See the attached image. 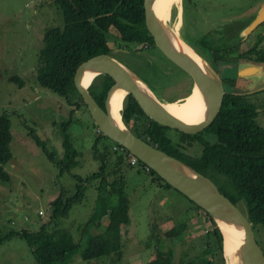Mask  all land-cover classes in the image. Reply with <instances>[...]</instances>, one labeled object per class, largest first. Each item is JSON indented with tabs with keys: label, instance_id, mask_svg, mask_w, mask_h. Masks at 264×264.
Segmentation results:
<instances>
[{
	"label": "trees",
	"instance_id": "trees-1",
	"mask_svg": "<svg viewBox=\"0 0 264 264\" xmlns=\"http://www.w3.org/2000/svg\"><path fill=\"white\" fill-rule=\"evenodd\" d=\"M54 3L62 11L64 24L46 29L44 46L39 50L36 79L40 85L66 96L71 104L87 108L75 85V71L84 60L94 55L110 54L106 35L111 27L119 32L120 43H139L144 49L156 47L148 32L144 0H54ZM260 59L264 61V55ZM11 78L22 84L17 75H11ZM93 79L88 89L104 107L106 92L114 79L106 73H99ZM121 111L123 121L133 133L211 178L220 192L246 215L256 233L264 230V126L258 121L256 102L250 101L245 94L226 91L212 125L196 134L180 133L177 141L171 137L169 127L146 114L132 93L125 96ZM98 133L99 138L110 140ZM204 134L213 140L205 138ZM29 135L62 171L77 164L78 152L70 137L63 142L67 161H57L56 154L48 149L34 128L30 127ZM194 140L202 144L197 155L187 153ZM11 141L9 116L1 113L0 179L4 181L10 179L3 164L12 158ZM110 142V146L94 152L100 160L96 171L84 178L74 175L79 181L76 193L67 195L63 190L51 201L49 223H44L36 231L21 229L11 232L10 235L15 233L26 240L37 264H71L76 255L86 260L103 255L111 258L110 262L93 264H113L123 258L122 228L131 223V206L122 171L126 164H131V156L125 147L113 140ZM138 162L165 187L172 188L145 163ZM92 181H95L96 189L94 208L87 222L79 227L81 236L75 239L72 232L58 225V220L68 216L72 205L82 198L86 185ZM189 201L205 214L213 225L212 230H208L204 238L189 242L179 258L174 260L173 247L162 249L160 240L181 238L189 225L185 220L179 221L163 232V238L157 235L156 250L147 264H226L222 236L213 218ZM104 217L108 220L106 226H102Z\"/></svg>",
	"mask_w": 264,
	"mask_h": 264
},
{
	"label": "rangeland",
	"instance_id": "rangeland-1",
	"mask_svg": "<svg viewBox=\"0 0 264 264\" xmlns=\"http://www.w3.org/2000/svg\"><path fill=\"white\" fill-rule=\"evenodd\" d=\"M252 1L255 0H228L237 7ZM180 2L172 5L165 21L171 29L179 24ZM192 2L186 1L182 37L195 42L196 35L204 34L201 26L205 19L194 18L190 10ZM63 24L62 11L53 0H0V114H8L12 133V158L3 164L10 179H0V264H37L26 240L15 233L10 235L11 232L36 231L49 223L51 201L63 190L67 195H74L79 184L74 175L84 178L96 171L100 160L94 152L111 145L110 140L99 138L98 128L85 105L71 104L66 96L40 85L36 79L44 33L49 26ZM106 36L110 55L141 74L161 100L184 99L192 92L194 84L189 74L167 59L157 47L144 49L139 43H120L119 32L114 27ZM202 49L205 52V48ZM261 72L264 75V65ZM14 74L22 79L21 85L12 80ZM246 78H239V84L246 83L249 79ZM250 95L259 97L258 121L264 126V90ZM30 127L56 154L57 161H67L63 142L70 137L78 152L77 164L62 171L30 137ZM169 131L177 141L179 133L172 128ZM199 144L194 140L187 153H200L202 145ZM122 174L130 199L131 223L122 228L123 258L113 264H147L156 250L157 235L163 238V232L179 221L185 220L189 225L181 238L160 240L162 249L173 247L174 260L189 242L204 238L206 232L212 230L213 225L205 214L195 209L187 197L165 187L139 162L126 164ZM94 185L95 181L87 184L82 198L72 205L68 216L58 220V225L72 232L75 239L81 236L79 227L87 222L94 208ZM107 221L104 217L102 226H106ZM256 237L264 248V230L256 233ZM110 260L107 255L91 260L76 255L71 264Z\"/></svg>",
	"mask_w": 264,
	"mask_h": 264
},
{
	"label": "water",
	"instance_id": "water-1",
	"mask_svg": "<svg viewBox=\"0 0 264 264\" xmlns=\"http://www.w3.org/2000/svg\"><path fill=\"white\" fill-rule=\"evenodd\" d=\"M154 2L155 0H144L148 32L162 54L177 67L186 71L193 84L198 87L205 105L203 117L189 123L172 114L165 107L163 102L165 100H161L156 95L141 74L110 54H97L84 60L75 71V85L87 105L98 132L125 147L172 188L208 212L221 233L223 249L226 236L220 225H228L238 231L236 238L240 239V243L236 245L238 247L235 251L239 259L237 264H264V248L257 240L252 223L248 221L246 215L237 205L220 192L213 180L137 136L123 121L122 113L119 121V118L111 110V99H113L115 91L124 88L126 95L132 93L150 118L161 125L174 129L179 134L190 135L210 127L220 110L225 94L220 75L203 56L179 36L178 30V39L191 49L194 56L176 46L169 32L171 27H168L166 22L155 13ZM263 20L264 1L260 5L256 19L249 24V29ZM259 70L260 66L253 64L246 69H239V73L242 75L253 74ZM86 73H93V77L99 73H106L113 77L114 82L106 92L104 107L90 93L88 86L91 81L87 84L83 83ZM225 262L227 264L226 257Z\"/></svg>",
	"mask_w": 264,
	"mask_h": 264
},
{
	"label": "flooded vegetation",
	"instance_id": "flooded-vegetation-1",
	"mask_svg": "<svg viewBox=\"0 0 264 264\" xmlns=\"http://www.w3.org/2000/svg\"><path fill=\"white\" fill-rule=\"evenodd\" d=\"M180 1V21L177 30L183 38L187 0ZM263 1L255 0L246 3V6L240 4V7H237L236 3H229L228 0H193V9L190 10L195 19L198 16L205 19L201 26L204 34L196 35L195 42L183 38L220 75L225 93L232 91L245 94L250 101L257 104L260 103L259 97L253 98L250 94L264 90V75L261 72L264 61L260 59V56L264 55V20L252 29L248 26L256 19ZM202 48H205V52ZM253 64L260 66L258 72L245 75L239 73V69H246ZM244 77L249 79L246 78V83L240 85L238 80ZM205 138L213 140L210 136ZM199 143L202 145L200 141Z\"/></svg>",
	"mask_w": 264,
	"mask_h": 264
},
{
	"label": "bare ground",
	"instance_id": "bare-ground-1",
	"mask_svg": "<svg viewBox=\"0 0 264 264\" xmlns=\"http://www.w3.org/2000/svg\"><path fill=\"white\" fill-rule=\"evenodd\" d=\"M180 0H155L154 2V11L162 20L166 21L170 14V9L172 5L179 3ZM181 11V10H180ZM174 20V19H173ZM178 24V23H177ZM178 25H174L173 29L169 32L174 39V43L184 52L189 55L194 56L191 52V49L185 46L180 39H178L177 29ZM183 39V38H182ZM93 73H86L83 78V83L87 84L91 81ZM96 78V77H95ZM95 80V79H93ZM93 83V82H91ZM126 96V90L124 88H119L115 91L113 99H111V110L116 114L117 118L120 121L121 109L123 107V101ZM128 97V96H127ZM165 107L174 115L180 117L181 119L193 123L200 120L204 114V100L201 92L199 91L196 85H193L192 92L184 99H177L175 101H163ZM223 230L226 241L224 246V255L227 259V264H237L239 262L238 256L236 254V246L240 243V239L236 238L238 231L231 226H226L224 224L220 225Z\"/></svg>",
	"mask_w": 264,
	"mask_h": 264
},
{
	"label": "built area",
	"instance_id": "built-area-1",
	"mask_svg": "<svg viewBox=\"0 0 264 264\" xmlns=\"http://www.w3.org/2000/svg\"><path fill=\"white\" fill-rule=\"evenodd\" d=\"M114 149H117V146H114ZM128 153L130 154V156H131V164H136V163H138V158L136 157V156H134V155H132L129 151H128Z\"/></svg>",
	"mask_w": 264,
	"mask_h": 264
}]
</instances>
